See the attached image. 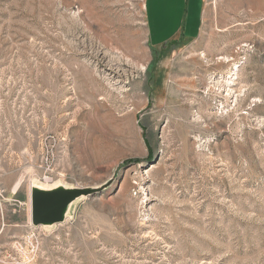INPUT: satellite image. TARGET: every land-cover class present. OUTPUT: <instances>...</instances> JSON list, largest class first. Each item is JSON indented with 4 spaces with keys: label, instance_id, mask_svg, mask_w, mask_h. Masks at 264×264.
<instances>
[{
    "label": "rangeland",
    "instance_id": "rangeland-1",
    "mask_svg": "<svg viewBox=\"0 0 264 264\" xmlns=\"http://www.w3.org/2000/svg\"><path fill=\"white\" fill-rule=\"evenodd\" d=\"M184 5L0 0V264H264V0Z\"/></svg>",
    "mask_w": 264,
    "mask_h": 264
},
{
    "label": "water",
    "instance_id": "water-1",
    "mask_svg": "<svg viewBox=\"0 0 264 264\" xmlns=\"http://www.w3.org/2000/svg\"><path fill=\"white\" fill-rule=\"evenodd\" d=\"M95 189L58 186L43 188L34 185L31 190L32 209L30 213L33 226L51 227L64 223L72 205L82 195L96 192Z\"/></svg>",
    "mask_w": 264,
    "mask_h": 264
},
{
    "label": "crops",
    "instance_id": "crops-1",
    "mask_svg": "<svg viewBox=\"0 0 264 264\" xmlns=\"http://www.w3.org/2000/svg\"><path fill=\"white\" fill-rule=\"evenodd\" d=\"M191 5H193V8H194V6L196 5V0H185V5L182 8L183 13H182L180 30H178L176 33H174L172 36H170L166 40H160L159 42H157V44H162L172 39L176 40L183 35H187V37H192V35L188 33L189 31L188 26L191 25L190 22L192 21L193 16H194V12H193L194 10H192ZM200 19H201V15H200ZM146 23H147V19H146ZM199 23H200V20L198 21V26H199ZM147 29H148V25H147Z\"/></svg>",
    "mask_w": 264,
    "mask_h": 264
}]
</instances>
